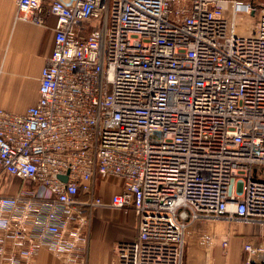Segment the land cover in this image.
<instances>
[{
    "label": "built area",
    "instance_id": "obj_1",
    "mask_svg": "<svg viewBox=\"0 0 264 264\" xmlns=\"http://www.w3.org/2000/svg\"><path fill=\"white\" fill-rule=\"evenodd\" d=\"M13 1L55 37L38 103L0 108V172L22 183L0 195V264H88L101 208L136 219L114 264H184L194 241L213 264L214 222L264 225V0Z\"/></svg>",
    "mask_w": 264,
    "mask_h": 264
},
{
    "label": "crops",
    "instance_id": "obj_2",
    "mask_svg": "<svg viewBox=\"0 0 264 264\" xmlns=\"http://www.w3.org/2000/svg\"><path fill=\"white\" fill-rule=\"evenodd\" d=\"M54 27V18H48L45 26L20 20L17 18L15 1L0 0L1 109L24 114L38 103L42 70L54 49ZM4 174L15 178L8 173ZM15 179L18 182V190L22 183ZM105 185L114 186V190L108 192ZM102 189L106 202L118 191L112 182L103 183ZM3 194L9 193H0ZM222 222L224 231L230 232L231 235L229 256L223 257L221 250L216 246L212 252L213 264H242L246 243L264 247V225L235 219ZM136 233V219L133 213L125 214L109 208L97 209L90 232L88 264H114L116 244L135 239ZM206 255L204 245L192 244L184 264H205ZM36 264L63 263L48 249H42L36 257Z\"/></svg>",
    "mask_w": 264,
    "mask_h": 264
},
{
    "label": "rangeland",
    "instance_id": "obj_3",
    "mask_svg": "<svg viewBox=\"0 0 264 264\" xmlns=\"http://www.w3.org/2000/svg\"><path fill=\"white\" fill-rule=\"evenodd\" d=\"M245 20H243L241 17H238V27L239 25H243ZM17 186H18V182L15 178H12L10 176H6L4 174V172H0V193L2 192H6V193H9V194H6V195H12L11 193L13 191H16L17 190ZM30 187V184L29 183H26L25 184V188H28ZM105 187H107V191L108 192H112L114 190V186H110V185H105ZM212 225H216V230H215V233L218 235V243H219V240L221 237H225V235L229 236V240H231V235H230V232H226L224 231V229L222 228L223 226V222L220 221V222H214ZM194 245L197 244L196 241H194L193 243ZM220 250H221V253L223 254V257H225L224 253H223V250L221 248V246H217ZM230 251V250H229ZM213 252H214V249H213ZM229 256V253L227 255V257ZM243 256H244V252H243ZM226 258V257H225Z\"/></svg>",
    "mask_w": 264,
    "mask_h": 264
}]
</instances>
